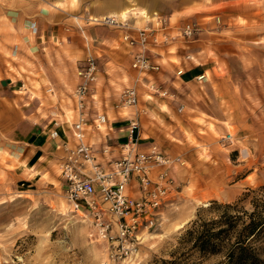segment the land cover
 Returning a JSON list of instances; mask_svg holds the SVG:
<instances>
[{
  "label": "rangeland",
  "instance_id": "1",
  "mask_svg": "<svg viewBox=\"0 0 264 264\" xmlns=\"http://www.w3.org/2000/svg\"><path fill=\"white\" fill-rule=\"evenodd\" d=\"M113 13L132 36L149 29L145 54L158 65L156 72L137 75L130 68L135 47L123 40V30L101 21ZM36 19L38 45L29 51L19 35ZM185 23L193 25L190 37L182 35ZM87 53L98 66L91 106L112 123L134 116L140 150L153 144L178 158L156 222L139 227L136 254L121 264L179 256L188 249L179 238L191 221L217 219L226 203L249 211L255 190L264 186V0H0V264H112L104 241L63 198L61 143L28 146L30 156L6 145L24 109L37 115L45 139H52L51 120L69 125L76 67ZM182 63L209 70L204 79L181 83ZM5 77L19 79L17 92L5 88ZM144 78L164 96L148 92ZM129 85L137 103L120 107L119 94ZM226 132L231 143L220 140ZM123 137L118 134V142ZM189 260L199 259L193 253ZM219 260L209 255L201 261Z\"/></svg>",
  "mask_w": 264,
  "mask_h": 264
},
{
  "label": "built area",
  "instance_id": "2",
  "mask_svg": "<svg viewBox=\"0 0 264 264\" xmlns=\"http://www.w3.org/2000/svg\"><path fill=\"white\" fill-rule=\"evenodd\" d=\"M101 21L123 30V40L135 47L129 66L137 75L158 70V65L145 54L150 32L146 26L136 29L132 36L125 20L106 18ZM193 31L191 23H185L181 29L185 37H190ZM185 58L191 59L188 54ZM97 72L95 58L87 53L76 67L77 82L70 92L75 118L69 125V141L60 144L58 175L69 211L86 220L95 236L104 241L107 261L121 264L136 254L139 227L143 223L151 225L156 222L158 208L173 188L169 171L178 158L162 153L153 144L140 150L134 116L127 119L124 142L104 143L98 148L93 146L88 138L89 132H99L101 126L105 131L108 121L104 113H91L87 103ZM204 78L202 73L195 79ZM144 80L143 86L148 92L164 96L166 91L157 83L147 78ZM138 81L140 79H135ZM136 103L135 86L123 88L119 94L120 107H132ZM51 125L49 135L53 138L57 136L56 128L61 123L54 119ZM103 133L104 136L107 134ZM220 140L231 143V134L226 132Z\"/></svg>",
  "mask_w": 264,
  "mask_h": 264
},
{
  "label": "trees",
  "instance_id": "3",
  "mask_svg": "<svg viewBox=\"0 0 264 264\" xmlns=\"http://www.w3.org/2000/svg\"><path fill=\"white\" fill-rule=\"evenodd\" d=\"M247 192L241 194V197ZM250 210H236L235 204H223L217 219H194L183 231L179 243L186 252L160 264H202L209 255H220L214 264H264V186L255 190ZM229 209L236 213L230 214ZM196 254L198 261L189 260Z\"/></svg>",
  "mask_w": 264,
  "mask_h": 264
},
{
  "label": "crops",
  "instance_id": "4",
  "mask_svg": "<svg viewBox=\"0 0 264 264\" xmlns=\"http://www.w3.org/2000/svg\"><path fill=\"white\" fill-rule=\"evenodd\" d=\"M130 9V8H129ZM126 9L120 10L124 11ZM118 12V13H119ZM118 13H113L112 15L118 14ZM100 16V15H99ZM40 19H36L35 22H29V23H25L23 24V28L20 31V40L22 41L23 45H25L29 51L31 49L34 48V46L38 45V40L36 38V30L37 25H38V21ZM14 51L15 54L17 53L16 49L17 46L14 45ZM209 70V68H206L202 63H194L192 65H185V63H182L178 68L177 71H179V75L178 78L180 80L181 83H187L190 82L192 80H195V78L197 76H199L200 74H205V71ZM8 78V82L5 84L7 87H5L6 89H10L11 92H17L19 87V79L16 77H13V79L9 78V77H5ZM76 82H77V76H76ZM75 82V84H76ZM13 83V84H12ZM74 84V85H75ZM1 85V84H0ZM16 87V88H13ZM22 87V86H21ZM74 87V86H73ZM72 87V89H73ZM92 91V90H91ZM13 96V95H12ZM91 92H90V98H88V107H89V111L92 112H100V113H104L102 111V109H96V107H92L91 106V102H92V98H91ZM16 98V96H15ZM72 102V101H71ZM12 114H16L17 111L16 109L12 108L11 109ZM24 117L22 119H18L17 122L13 125L12 128V133L8 136V143L6 144L8 147L9 151H12L13 153H18L19 151H28L27 155L30 156V154L34 151L31 148H28V146L36 147L38 144H43L45 143V146L51 145L53 147V145L55 146L56 144L62 143L63 141H66L70 139V131H69V125L67 127H65V125H63L60 120H58L61 125H59L56 128L57 131V136L56 137H51L52 139H45V133L44 131L40 130L39 127L37 126V122H38V117L37 115H35L34 113H31V110L29 109H24ZM74 112V118H75V110L73 109ZM10 113V110L8 111L7 114ZM105 116L107 117V115L105 114ZM73 118V120H74ZM108 119V117H107ZM72 120V121H73ZM3 121L4 118L0 117V128L3 126ZM49 121V120H48ZM48 123V122H47ZM49 124V123H48ZM127 122L123 123L120 120L118 122L113 121V123L111 122V120L107 121L106 124V129L109 128V131L105 129L104 130H100L99 132H96L94 130H91L89 132L88 138L89 141L93 143V146L98 148L100 147V145L107 143L109 145H113L118 142V134H123V140L122 142L125 141V126H126ZM50 126V125H49ZM53 128V126L49 127V130H51ZM66 128V129H65ZM102 128V127H101ZM1 131V129H0ZM103 132H107V134L104 136ZM1 133V132H0ZM139 135V133H138ZM43 139H45L43 141ZM0 144H1V140H0ZM115 147V146H114ZM2 149V147L0 146V150ZM27 156V157H28Z\"/></svg>",
  "mask_w": 264,
  "mask_h": 264
},
{
  "label": "bare ground",
  "instance_id": "5",
  "mask_svg": "<svg viewBox=\"0 0 264 264\" xmlns=\"http://www.w3.org/2000/svg\"><path fill=\"white\" fill-rule=\"evenodd\" d=\"M127 12V10H124V11H121V12H119V18H122V17H124V15H125V13ZM112 16H116L115 18L117 19L118 17H117V14H115V15H109V16H105V17H103L104 19H106V18H112ZM118 18V19H119ZM94 20L95 21H97L98 19L97 18H94ZM102 127V126H101ZM101 127H100V129H101ZM182 225V222H181V224L180 225H178V226H181ZM178 228V227H177Z\"/></svg>",
  "mask_w": 264,
  "mask_h": 264
}]
</instances>
